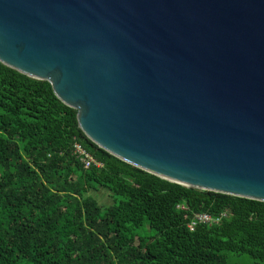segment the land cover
<instances>
[{
  "label": "water",
  "instance_id": "obj_1",
  "mask_svg": "<svg viewBox=\"0 0 264 264\" xmlns=\"http://www.w3.org/2000/svg\"><path fill=\"white\" fill-rule=\"evenodd\" d=\"M0 63L117 159L264 202V0H0Z\"/></svg>",
  "mask_w": 264,
  "mask_h": 264
},
{
  "label": "trees",
  "instance_id": "obj_2",
  "mask_svg": "<svg viewBox=\"0 0 264 264\" xmlns=\"http://www.w3.org/2000/svg\"><path fill=\"white\" fill-rule=\"evenodd\" d=\"M79 144L100 167L84 168ZM103 189L113 204L89 196ZM218 224H188L193 214ZM264 264V202L185 188L91 142L47 81L0 63V264Z\"/></svg>",
  "mask_w": 264,
  "mask_h": 264
},
{
  "label": "built area",
  "instance_id": "obj_3",
  "mask_svg": "<svg viewBox=\"0 0 264 264\" xmlns=\"http://www.w3.org/2000/svg\"><path fill=\"white\" fill-rule=\"evenodd\" d=\"M74 155L83 164L84 168L91 166L100 167L101 164L96 162L95 159L86 152L79 144H74ZM227 216V212L222 213L219 217H214L205 213L193 214L191 221L188 224L189 230H193L198 224L213 225L218 224L223 217Z\"/></svg>",
  "mask_w": 264,
  "mask_h": 264
},
{
  "label": "rangeland",
  "instance_id": "obj_4",
  "mask_svg": "<svg viewBox=\"0 0 264 264\" xmlns=\"http://www.w3.org/2000/svg\"><path fill=\"white\" fill-rule=\"evenodd\" d=\"M88 195L94 198L103 209L113 204V197H111V195L103 189L90 191ZM228 258L230 262L235 264H255V261L247 255L237 256L230 254Z\"/></svg>",
  "mask_w": 264,
  "mask_h": 264
}]
</instances>
